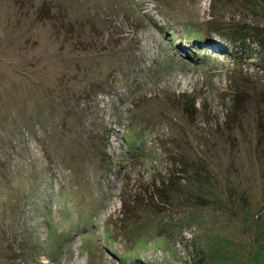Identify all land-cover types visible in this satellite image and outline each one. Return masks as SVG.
I'll return each mask as SVG.
<instances>
[{"label":"rangeland","instance_id":"rangeland-1","mask_svg":"<svg viewBox=\"0 0 264 264\" xmlns=\"http://www.w3.org/2000/svg\"><path fill=\"white\" fill-rule=\"evenodd\" d=\"M263 25L264 0H0V264H264V47L226 38Z\"/></svg>","mask_w":264,"mask_h":264},{"label":"trees","instance_id":"trees-1","mask_svg":"<svg viewBox=\"0 0 264 264\" xmlns=\"http://www.w3.org/2000/svg\"><path fill=\"white\" fill-rule=\"evenodd\" d=\"M216 27H218L220 29L219 32L222 35H227L226 34L227 32H225V30H226L225 27H221L218 24H217ZM247 29L245 27H243V26L242 27L237 26L232 31V34H228V36L226 38L228 40H230L231 42H234V41L237 42L238 45H240V44L246 45L248 41H252L253 40V42H256V44L259 47H264V25L261 28L256 27L253 30L252 29H248L247 30ZM160 188L161 187L158 186V190ZM171 195H172L171 192L170 193L168 192V196L167 197H169V201H171V198H172ZM161 198L164 199L162 196H161ZM164 200H165V202L167 201L166 199H164ZM126 215H127V212H125L124 214H122L123 217L126 216ZM131 235H134V234L131 233ZM155 236L156 237L154 239L153 244L152 245L144 244V248H149V247L158 248V246H160L161 243L167 241V239L169 241H171V242L173 240V234H168L167 232H158V233L155 234ZM139 240H140L139 242H141L143 239L140 238ZM141 243H143V242H141ZM172 245H173V243H172ZM172 245H170V248L173 249L172 251H173V253H175L174 245L173 246ZM202 261H203V258L202 257H198L195 260L194 264H202L201 263Z\"/></svg>","mask_w":264,"mask_h":264},{"label":"bare ground","instance_id":"bare-ground-1","mask_svg":"<svg viewBox=\"0 0 264 264\" xmlns=\"http://www.w3.org/2000/svg\"><path fill=\"white\" fill-rule=\"evenodd\" d=\"M149 128V127H148ZM139 241V240H138Z\"/></svg>","mask_w":264,"mask_h":264}]
</instances>
